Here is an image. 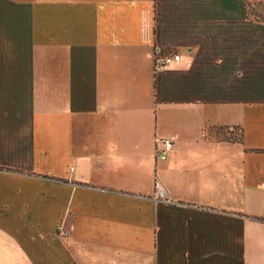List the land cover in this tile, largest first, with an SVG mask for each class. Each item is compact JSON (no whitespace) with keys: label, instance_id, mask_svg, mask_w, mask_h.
<instances>
[{"label":"crops","instance_id":"0c3cea01","mask_svg":"<svg viewBox=\"0 0 264 264\" xmlns=\"http://www.w3.org/2000/svg\"><path fill=\"white\" fill-rule=\"evenodd\" d=\"M249 8L264 0H0V264H264ZM156 50L179 61L156 69Z\"/></svg>","mask_w":264,"mask_h":264},{"label":"built area","instance_id":"2783aa9c","mask_svg":"<svg viewBox=\"0 0 264 264\" xmlns=\"http://www.w3.org/2000/svg\"><path fill=\"white\" fill-rule=\"evenodd\" d=\"M179 55L178 54H172V55H163L161 54L160 50H156L154 52V67L156 69H162L164 67H167L171 64L177 63L179 61ZM174 141V137L170 136L168 138H165L162 140L164 148L162 150H158L156 152V156L158 159H165L166 154L171 150L172 144ZM155 196L157 198H161L164 196V191L159 185L158 182L155 184ZM165 202H168L167 199H165ZM57 233L60 236L66 237L68 235V232H66L61 225L57 226Z\"/></svg>","mask_w":264,"mask_h":264},{"label":"trees","instance_id":"16d2710c","mask_svg":"<svg viewBox=\"0 0 264 264\" xmlns=\"http://www.w3.org/2000/svg\"><path fill=\"white\" fill-rule=\"evenodd\" d=\"M211 130H215L216 132L212 134ZM235 130V128H233L232 130H229L227 128H212L208 130V133L210 136H213L216 139L241 143V134H239L238 136H233Z\"/></svg>","mask_w":264,"mask_h":264},{"label":"rangeland","instance_id":"374dc122","mask_svg":"<svg viewBox=\"0 0 264 264\" xmlns=\"http://www.w3.org/2000/svg\"><path fill=\"white\" fill-rule=\"evenodd\" d=\"M248 13L258 20H264V13H258L255 11V8H249ZM216 131L211 130V133L214 134Z\"/></svg>","mask_w":264,"mask_h":264}]
</instances>
